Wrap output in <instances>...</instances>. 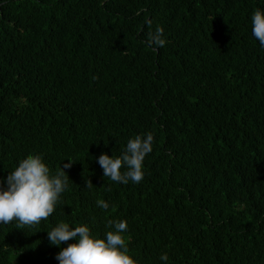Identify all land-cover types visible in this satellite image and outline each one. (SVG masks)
<instances>
[{"label": "trees", "instance_id": "16d2710c", "mask_svg": "<svg viewBox=\"0 0 264 264\" xmlns=\"http://www.w3.org/2000/svg\"><path fill=\"white\" fill-rule=\"evenodd\" d=\"M256 8L264 0H0V178L29 153L53 172L76 160L48 218L0 224V264H58L48 229L102 236L109 219L127 221L139 264H264ZM157 25L163 47L147 43ZM149 131L142 180L104 177L94 157Z\"/></svg>", "mask_w": 264, "mask_h": 264}, {"label": "clouds", "instance_id": "9594fccd", "mask_svg": "<svg viewBox=\"0 0 264 264\" xmlns=\"http://www.w3.org/2000/svg\"><path fill=\"white\" fill-rule=\"evenodd\" d=\"M151 23V21H149ZM252 35L264 47V9L256 8L250 16ZM164 28L157 25L148 33L150 46L163 47L166 43ZM154 136L151 131L138 133L128 138L124 148L117 155L102 152L94 157L103 170V176L111 181L138 183L144 176L143 161L152 151ZM52 171L40 153H29L18 160L17 165L0 178V224L15 220L19 225L34 226L54 212L60 202L61 194L67 189L69 176L65 169L70 168L73 160ZM91 180L86 185L91 187ZM96 204L107 209L109 203L98 199ZM111 230L102 236L92 231L88 224H76L60 220L47 230V238L53 245L61 246L56 253L58 264H139L126 245L127 221L109 219ZM74 238L67 246L64 242ZM161 262L168 260L162 252Z\"/></svg>", "mask_w": 264, "mask_h": 264}]
</instances>
